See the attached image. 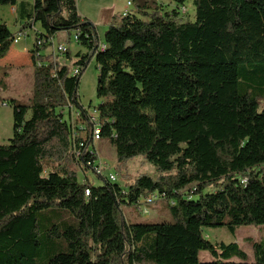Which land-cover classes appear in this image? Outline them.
Masks as SVG:
<instances>
[{
	"label": "trees",
	"instance_id": "obj_1",
	"mask_svg": "<svg viewBox=\"0 0 264 264\" xmlns=\"http://www.w3.org/2000/svg\"><path fill=\"white\" fill-rule=\"evenodd\" d=\"M176 2L164 11L155 1L137 4L136 13L108 25L99 50L76 0H0L18 5L19 31L35 23L42 29L30 49V102L6 101L12 136L0 144V264H264V237L246 261L237 242L203 235L204 227L234 234L264 224V0H194L193 21L179 19L183 0ZM70 30L87 49L76 55V74L40 53ZM14 37L0 22V58ZM92 58L99 138L114 147L118 168L142 156L156 178L94 186L70 167L96 159L74 153L91 143L77 90ZM66 107L80 112L84 137L64 117ZM49 160L55 169L43 175ZM153 192L172 221L127 222L121 207L139 208ZM202 251L212 259H200Z\"/></svg>",
	"mask_w": 264,
	"mask_h": 264
},
{
	"label": "rangeland",
	"instance_id": "obj_2",
	"mask_svg": "<svg viewBox=\"0 0 264 264\" xmlns=\"http://www.w3.org/2000/svg\"><path fill=\"white\" fill-rule=\"evenodd\" d=\"M134 2V6L137 4H142L144 1H155V0H131ZM166 7L172 9L176 6V0H160ZM194 0H183L181 4L185 8L180 12V20H190L195 19V7ZM127 0H94L90 2L89 0H79V11L83 10L92 15L87 17V19L94 25L95 31L99 41H103L104 33L108 27V24L104 23L105 17L107 18L108 12L106 9L111 7L112 4L115 11L122 9L126 5ZM102 6V12L97 17L96 12L99 9L98 5ZM106 8V9H104ZM150 8L148 11H151ZM82 11V12H83ZM81 15L84 16L82 13ZM97 18H96V17ZM115 21H119V16L115 18ZM7 26L12 33H16V26L13 23L12 18L8 17ZM75 31H58L55 36H53L51 42L53 46H57L62 43L69 48L71 56L75 57L80 51V54H85L87 49L78 43L75 38ZM28 41L29 43L33 41V34L24 36L21 41L17 44L18 48L22 47L23 41ZM67 65L71 68L73 64L69 61ZM32 65H20L19 67H7L5 64H0V101L6 100L10 101V97L13 98L17 103L28 104L32 95ZM98 69L94 59H91L86 67L83 69L79 86L77 90L78 100L80 106L87 111L88 114H95V107L100 102V99L96 96V83H97ZM5 97L6 99H3ZM264 108V99L259 100V110ZM76 107L69 109L68 107L63 109L64 117L75 127V134L80 137L84 135L83 130L80 129L82 125V119L75 116ZM30 116V111L26 114L28 118ZM12 136V109L11 105H0V144H6L8 139ZM90 148H95L99 154L100 159L107 163V166L102 172V176L96 175L91 168H82L78 161H73L70 167L76 170V175L79 180H87L94 186H100L104 183L105 177L108 176L110 172L116 174V182L124 188L131 185L135 179L140 174H147L152 178H156L159 173L156 171L155 166L143 159L142 156H136L130 160L126 161V165L122 168H118V163L116 159L115 149L104 139L94 140L90 143ZM45 170L43 175H46L49 171L55 169V163L51 160L44 161ZM213 186L207 187L203 192L213 191ZM194 195L193 198H196ZM143 197L140 198V202ZM124 218L127 222L137 223V222H162V221H172L167 205L163 200H155L153 202L142 204L140 208H136L134 205L121 207ZM203 235L206 239L213 243L224 242H237L239 247L242 248L246 253V261L253 260L252 243L258 241L264 237V224L262 225H241L235 229L234 234H231L226 227H204ZM200 259L211 260L212 257L206 252L202 251ZM231 260L239 261L237 257H233Z\"/></svg>",
	"mask_w": 264,
	"mask_h": 264
},
{
	"label": "crops",
	"instance_id": "obj_3",
	"mask_svg": "<svg viewBox=\"0 0 264 264\" xmlns=\"http://www.w3.org/2000/svg\"><path fill=\"white\" fill-rule=\"evenodd\" d=\"M19 1H26L28 3H32V0H17V2H19ZM89 1L92 2L94 0H89ZM127 1H129V0H127ZM155 2L157 5L160 6V8H161L160 11L170 9L169 7H166L165 4H163L160 0H155ZM78 5H79V0H76L77 8L79 7ZM110 5H111V7L109 9L104 8V9H106L105 11L108 12V13H106L107 18L105 17L104 23H106L108 25L110 23H112L113 21H115V18L117 16H119V18H120L124 11H129L132 13H136V11H137L136 6H134V2H131L130 5H127V2H126V5L118 11H115V8H113L112 4H110ZM98 7H99V9L96 12L97 17L100 15V12H102V10H101L102 6L99 4ZM82 11L81 10L79 11V9H78V12L80 15L82 13L84 14V16L81 15L82 17H85V18L91 17L92 18L91 14H89L86 11H83V12ZM18 14H19V7L17 4H15V5H1L0 6V22H5V24H6L8 17L12 18L13 23L17 29L16 33L19 31L20 27L22 26V24L24 22L22 19L19 18ZM41 31H42V29H41L39 23L33 24L31 28L24 29L22 31L23 36L17 42H13L11 44L10 48L8 49V51L5 53V55L0 58V64L2 63V64H5V66H7V67H12V68L13 67H19L20 65H28V64L32 65L31 59H30V49L32 48L33 43H34L35 33L41 32ZM16 33H15V35H16ZM29 34H31V35L33 34V41L29 43L28 41L25 40V41H23L22 47L18 48L17 44L21 41V39L24 36H28ZM40 53L43 56H45L46 58H48L49 60L56 61L59 64H64V65H67L68 61L71 64H73L77 60V56H75V57L71 56L69 48H67V52L65 54L58 53L56 51V47L52 45V42L43 46L41 48ZM78 53L80 54V51ZM92 59H94V58H92ZM73 67H75V66L73 65L70 68L71 71H72ZM2 98L6 99L5 97H2ZM10 99H13V98L10 97ZM202 253H204V252H200V255Z\"/></svg>",
	"mask_w": 264,
	"mask_h": 264
},
{
	"label": "built area",
	"instance_id": "obj_4",
	"mask_svg": "<svg viewBox=\"0 0 264 264\" xmlns=\"http://www.w3.org/2000/svg\"><path fill=\"white\" fill-rule=\"evenodd\" d=\"M131 4V0L127 1V5H130ZM181 10H184L185 12V8L183 6L180 7V12ZM129 11H124L122 13V15H125L127 14ZM23 36V33L21 31H18L13 39V42H17L21 37ZM75 38H76V34H75ZM77 39V38H76ZM52 39H50V42H51ZM46 40L44 38H41L39 37L37 40H36V44L38 46H41ZM105 47V44L102 42V41H98V49L99 50H103ZM56 51L58 53H62V54H65L67 52V46L60 43L56 46ZM41 62H38V65L40 64ZM72 74H76L78 73V67L75 66L73 67L72 71H71ZM0 105H7V102L6 100H3V101H0ZM96 112V115L95 114H87L88 115V121L92 123V130H91V135H90V141L91 143H93L94 140H99V133H100V127H99V124H98V120H97V111ZM75 116L79 118V115H80V112L77 110L75 111ZM80 129L83 130V133L85 132L84 129L80 126ZM84 137V135H83ZM90 143H88L83 152L80 151V150H74V153H75V156H80L81 154H85L87 151L88 153L90 154H94V156H96V159L94 162H90L88 161L86 163V165L91 168L93 170V172L96 174V175H99V176H102V172L104 170V168L107 166V163L104 161H102L99 157V154L97 152V150L93 147V148H90L89 147ZM106 179L110 180V181H115L116 180V174L113 173V172H110L108 174L107 177H105ZM83 181V180H82ZM246 179H242V183L245 182ZM89 193V191L86 189L85 190V194L87 195ZM159 198H161V195L158 193V192H153V193H150L148 194L147 196L143 197V200L140 202L139 200V208L141 207L142 204H145V203H149V202H153L155 200H158Z\"/></svg>",
	"mask_w": 264,
	"mask_h": 264
}]
</instances>
